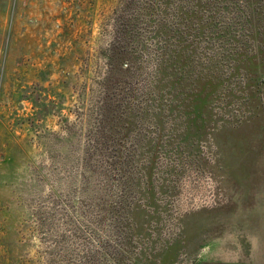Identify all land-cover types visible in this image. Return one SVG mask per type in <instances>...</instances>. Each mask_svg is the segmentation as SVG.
I'll list each match as a JSON object with an SVG mask.
<instances>
[{
    "label": "rangeland",
    "instance_id": "1",
    "mask_svg": "<svg viewBox=\"0 0 264 264\" xmlns=\"http://www.w3.org/2000/svg\"><path fill=\"white\" fill-rule=\"evenodd\" d=\"M207 1L0 0V264H264V0Z\"/></svg>",
    "mask_w": 264,
    "mask_h": 264
},
{
    "label": "trees",
    "instance_id": "2",
    "mask_svg": "<svg viewBox=\"0 0 264 264\" xmlns=\"http://www.w3.org/2000/svg\"><path fill=\"white\" fill-rule=\"evenodd\" d=\"M200 1L201 0H186V9H189L190 8V6L191 5H193V4H199L200 3ZM216 0H208L207 1V5H205L206 7L208 6V5H211V3H214ZM245 1H247V0H245ZM212 9H215V5H213L212 6V8H210V10H212ZM185 17L188 19V21H189V24H195V21H199V19H197V15H196V12H194V11H188L187 13H186V15H185ZM197 24V23H196ZM186 29V28H185ZM188 29V28H187ZM202 31V28H201V26L199 25V23H198V26H197V32H201ZM202 33V32H201ZM112 57V56H111ZM124 57V55H123V53H117V55L115 54V56H113V58H114V62L116 63L118 60H120V63H118V65H120L121 66V68H125V66L123 65L124 63L123 62H125L124 60H122V58ZM168 57V62L170 63V64H173V66H175L176 68H178L179 70H180V72L179 73H176L175 75H176V81H175V85L176 86H179L180 85V83H186V81H182L181 80V76H182V72H184V71H182L183 70V67L182 66H176V65H180V59H174V58H172L171 56H167ZM175 60V61H174ZM111 61H112V58H111ZM183 62H184V59H183ZM176 64V65H175ZM183 64V63H182ZM117 65V66H118ZM182 69H181V68ZM126 69V68H125ZM177 70V69H176ZM157 73H158V71H157ZM185 73L188 75V74H190V71H185ZM178 74H179V77H178ZM191 76H192V73H191ZM262 82L264 83V80L262 79ZM193 84H194V81L192 82ZM190 87H191V85H190ZM178 96V95H177Z\"/></svg>",
    "mask_w": 264,
    "mask_h": 264
},
{
    "label": "flooded vegetation",
    "instance_id": "3",
    "mask_svg": "<svg viewBox=\"0 0 264 264\" xmlns=\"http://www.w3.org/2000/svg\"><path fill=\"white\" fill-rule=\"evenodd\" d=\"M124 64V66H125V68L127 69L128 68V65L125 63V62H123ZM125 68H121L122 70H126ZM195 262H197L196 260L192 263V264H196ZM199 262V261H198Z\"/></svg>",
    "mask_w": 264,
    "mask_h": 264
}]
</instances>
